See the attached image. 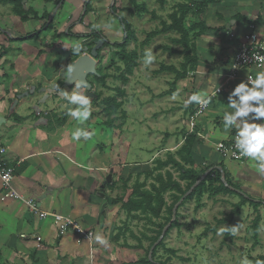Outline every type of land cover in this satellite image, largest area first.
Here are the masks:
<instances>
[{"label":"crops","instance_id":"obj_1","mask_svg":"<svg viewBox=\"0 0 264 264\" xmlns=\"http://www.w3.org/2000/svg\"><path fill=\"white\" fill-rule=\"evenodd\" d=\"M136 1L137 20L149 17L152 20H160V13L164 12L158 10L157 6L162 4V0H154L152 7L148 0ZM171 1L167 0L164 7L169 6ZM184 1L174 3L173 12L171 11L169 16L180 4L192 6V3L203 2ZM78 2L83 6V12L82 8H76L73 12V16L76 13V19L85 16L86 1ZM94 10L92 1V9L86 16L95 15ZM111 14L113 15V9ZM204 21L212 30L196 41V54L199 59L196 71L190 72L185 79L177 83L173 95H165L172 88L164 93L160 92L151 104L150 109L159 105L168 106L169 123L166 126L170 132L163 144L159 134L155 133L160 130L161 124L155 121L145 124L148 118L145 112L149 109L142 110L144 116H140L137 108H122L117 115L109 117L104 108H92L90 118L84 123H77L65 111L66 100L54 92L45 103H54V111H43L39 103L42 113L40 116L36 115L33 109L36 106L35 100L39 101L46 94L35 93L21 98L15 113L11 114L13 102L35 88L33 82L37 75L48 77L51 74L49 67L42 65L45 62L41 59L44 56L49 58L50 54L47 48L42 47L41 40L19 42V46L14 43L12 46V39L23 36L17 38L10 31L0 29L1 55L4 49L13 54L16 49L22 50L15 62L5 67L6 77L0 80V121L6 120L0 127V142L7 150L4 161L15 168L14 188L22 196L35 200L44 211L69 216L94 234V240L90 243L81 239L73 230L65 234L60 233L58 224L53 220H41L37 215L30 213L23 203L6 200L0 180V264H99L98 261L104 262L105 258H109L110 249H115L117 244L125 241L121 221L126 219L127 214L123 210V202L114 201H126L131 190H124V182L132 188L138 179L140 182L145 181L146 174L153 172L157 167V161H165L169 155L180 161L177 153L190 136L189 118L197 105L192 103L185 107L184 101L194 92H200L206 99L221 90L212 97L210 107L200 118L193 134L195 142L191 158L195 162V169L201 173L208 170L207 174L214 171L223 172L246 195L264 202V174L259 173L256 163L247 158L242 162L226 159L215 147L217 143L229 141L235 135L234 129L225 133L223 126V114L232 111L227 104L229 93L241 81H246L248 75L254 77L262 70L256 67L244 68L232 78L231 64L239 40L243 36L257 34L264 40V0L216 1L205 11ZM167 22L170 24L169 17ZM117 25L114 28L118 32L117 29L121 25ZM148 30V33L153 32ZM116 34L124 39V30L121 35ZM169 34L171 33L160 34L156 38ZM104 35L101 37L107 39L106 33ZM232 35H235V38H232ZM40 51L45 53L40 55ZM9 55L11 54L4 56L1 62L5 63L11 59ZM141 58L140 55L136 69L140 68L143 72L147 68L140 62ZM182 63L183 60L180 66ZM13 66L14 71L11 73ZM162 66H175L180 69L177 65ZM59 67L60 63L54 65L53 70ZM109 67H112L111 63L105 68ZM160 69L153 73L163 74L162 78L172 75L167 72L160 73ZM153 86L157 87L155 83ZM108 97L110 96L102 100ZM91 102L94 100H90ZM71 107L74 108V105ZM41 118L47 123L40 125L38 121ZM180 119L181 122H177ZM78 127L94 132V135L87 141H75L72 139V133ZM169 170L174 174V179L179 180V173L171 166ZM158 173L160 171H155L154 177ZM204 178L205 176L202 179ZM153 182L152 178L148 179V189ZM182 186L185 187L186 183L182 182ZM225 196L217 197L226 198ZM204 197L209 199V195ZM97 234L106 237L109 244L104 246L96 243Z\"/></svg>","mask_w":264,"mask_h":264},{"label":"rangeland","instance_id":"obj_2","mask_svg":"<svg viewBox=\"0 0 264 264\" xmlns=\"http://www.w3.org/2000/svg\"><path fill=\"white\" fill-rule=\"evenodd\" d=\"M24 1L26 12L33 10L37 14L38 20H35L34 14H31L28 22H22L21 17L16 14L14 6L5 2V0H0V29L10 31L14 37L18 38L19 36L24 37L28 34L35 33L42 29L46 23H49L50 29L45 31L39 40L43 43L42 47L47 48L48 54H50L49 58L44 56L41 57V59L45 62L42 63V65L49 67L51 74H49L48 77L37 75L33 84L36 89L35 93L38 94L45 95L48 93L49 89H53L52 91L56 92L54 90V86L56 85H59V88L69 95L74 91L75 87L68 88L63 86L64 81H66L68 75L71 73L68 72V68L71 67L72 69L71 62L77 61L84 55H88L89 50L95 47L92 46L91 43L93 39H90V42L89 38L80 40L77 36H87L97 31L101 36H105L104 34L106 33L109 41L119 43L117 41L123 40V36H118L116 34L118 33L121 35L123 33L119 18L126 20L132 25L138 42H131L127 49L129 51L137 49L141 57H143L145 49H152L155 55L153 64L147 66V70L143 72L140 71V68L135 69L136 71H134V74L128 77L129 84L124 86L120 80L114 77L120 75L115 67L105 68L110 65L113 59H117L116 49L113 47L106 48L100 57L101 59L99 58L97 70L101 68L100 70L103 74H108V79L106 80L107 86L96 85L93 76L91 75L89 77V82L93 84V92L100 96L97 102L95 100L91 102V106L92 108L102 110L104 108V106L101 105L103 98L107 96H116V88L124 89L126 96L122 98L124 103L122 108L126 110H130L132 107L137 108L140 116H144L142 110L149 109V112H145V115L148 116L145 120V124H149L153 121L161 124V126H159L160 130L155 133L159 134L163 144L167 134L170 132L166 126L169 123L168 106L159 105L154 107V109L150 108H152L151 104L154 103L156 95L160 92L164 93L172 88L171 83L173 82L172 80H175V75L172 74L162 78L161 76L163 74L156 75L153 71L159 70L162 65L180 66L183 56L170 57V55H167L161 50V47L166 45H170L174 48H181L171 42V39L179 38V35L171 33L166 36H161L160 38H154L150 42V46H146L144 49H142L141 45L146 40L147 35L150 34L148 33V29L157 31L162 28V20L167 22L169 14L172 13L174 9L172 8L173 4H179L178 1H185L172 0L167 7H164V4H158V10H163L164 12L160 13L162 14L160 15L161 17L159 16L160 20H152L150 17L137 20V9L130 0H93L96 14L84 16L82 18L80 16L77 17V19L75 17L76 13L73 16V12L76 8L78 10L82 8L83 12V6L79 5L78 0H65L66 4L59 12L57 9L58 5L55 3L47 5L43 0ZM85 1L87 0H82L83 3H85ZM164 1L166 2L167 0ZM153 2L154 0H148L150 7H152ZM77 5H79V7H77ZM113 7L119 15L116 16L111 14ZM162 7L164 8L162 9ZM53 11L54 13H52V15L51 12ZM45 13L47 17L43 18ZM142 17L143 16H141V18ZM116 24L121 25L117 29L118 32L114 28ZM120 31L121 33H119ZM8 42L9 41H7V43ZM14 43H17L18 46L20 45L17 41H13L11 45L14 46ZM77 43L82 46L79 55H72L71 58H68L69 60L66 61H63V56L54 50L59 48L67 52H73L75 51L74 45ZM30 50L32 51V48ZM14 51L16 52L15 54L3 50L2 56L0 54L1 81L6 77L4 73L5 67H9L10 63L15 62L22 50L16 49ZM8 54H11L9 55L11 59L2 63L1 61L4 60V56H8ZM140 62H143L142 58ZM59 63V69L53 70L54 65L56 66V64ZM12 71H14V66L11 68V73H13ZM141 73L146 75L143 76ZM39 80H42V82L40 83ZM154 83L157 87L153 86ZM79 91L83 92V89H79ZM142 93L145 95H141ZM42 99L39 101L36 99L35 104L39 105ZM45 103L41 104L43 111L45 109L55 110L54 103ZM74 107L76 106L74 105ZM65 111L67 112V107H65ZM177 122H181V119ZM225 197L226 198L209 197V199L204 197L201 202L194 199L187 204L185 203L184 206L178 209V223L180 226L175 227L168 233L165 230L162 238L156 243V246H158L163 242V246L158 249L155 261L164 264H241L243 258L247 257L249 264H253L251 262L252 259H257L259 256L264 255V207L260 208L259 211L261 214V228L257 238L253 230L257 212L250 205H246L242 209L241 214L234 217L230 225V232H228L229 224H220L219 222L231 214L234 205L240 202V197ZM166 199L168 203H172L169 194L166 195ZM121 222L123 224L122 234L123 238L125 237V241L121 244H117L116 248L114 247L115 249H110V257L107 259L105 258L104 262L98 261L99 264H138L140 261H146L150 258L151 242L145 239L144 235L148 237L156 236L154 232L158 230V227L145 220H135L128 216ZM164 222V220L156 221L157 224ZM233 228L236 229L235 234H233ZM124 229L125 231H123ZM131 232L142 240V247H140L139 241L132 238ZM171 251H174L175 254ZM91 263L93 264V262Z\"/></svg>","mask_w":264,"mask_h":264},{"label":"trees","instance_id":"obj_3","mask_svg":"<svg viewBox=\"0 0 264 264\" xmlns=\"http://www.w3.org/2000/svg\"><path fill=\"white\" fill-rule=\"evenodd\" d=\"M43 1L46 4L55 3L58 5V12L61 11L65 6V0ZM92 1L93 0H87L85 3V16L92 9ZM130 1L137 9L138 6L136 0ZM216 1L221 0H203L201 3H192V6L185 3L178 5L174 13L169 16L170 24H168V22H163L162 29L148 34L146 40L142 43L141 47L144 48L149 46L152 39L156 38L160 34L176 33L179 35V38L171 39V42L174 45L180 46V50L170 45H166L161 48L165 53H169L171 56H183V63L181 64L180 69L175 66H162L160 69V73L167 72L175 75V81L172 83V89L165 95H173L176 91L177 83L185 79L190 72L196 71L199 61L196 54V41L208 31L212 30V28L204 21V13L209 8V6ZM5 2L14 6L15 12L21 17L22 22H28L30 20L29 16L31 14H34L35 20H38V16L33 10L26 12L24 8V0H5ZM164 3L165 1L162 0V4ZM52 13H54V11L51 12V14ZM113 14L117 16V12L114 7ZM45 17H47L46 13L44 14L43 18ZM119 20L122 24L125 35L122 43H111L105 37H101V34L94 32L87 36L77 37L79 39H93L91 42L92 46L97 45L99 41H105L101 52L106 48H115L117 59H113L111 64L112 67L116 68V71H118L120 75L114 77L117 80H120L124 86H126L129 83L128 77L134 74L135 69L139 65L140 55L137 49L133 51H129L127 49L131 42H138L132 25L122 18H119ZM48 24L49 23H46L42 29L35 33L28 34L27 36L16 40L12 39L11 41L25 42L39 40L43 33L50 29ZM4 51L7 52L6 49H4ZM44 53V51H40V55H43ZM71 54L73 56L79 55V53L76 51L71 52ZM75 62L76 60L71 62L72 66ZM97 72V75H95L96 83L102 84L105 87L108 74H103V72L99 69ZM115 92L117 93L116 96L108 97L102 100L105 113L109 117L117 115L124 105L123 101H119V99L124 98L126 96V92L119 88H116ZM99 99L100 96L98 95V98L95 99V101L97 102ZM194 136L195 135L188 136L185 141V145L178 151L177 156L179 157L180 161H178L173 155H169L165 161H157V167L153 172L146 174L145 181L140 182L138 179L132 188H129L128 183L124 182V190H131V194L126 201L124 199L114 201V203H119V201L123 202V210L126 212L129 218L135 220H145L148 223L158 227V230L154 232L156 236L148 237L144 235L145 239L151 242V256L148 258V260L140 261L138 264H164L157 263L155 261L158 249L163 246V242L158 246H156V243H158L162 238L165 230L168 233L175 227L180 226L178 223V209L193 199L201 202L205 195H209L210 198L217 197L219 195L240 197V202L234 205V209L231 214L224 220H220L219 223L229 224L228 232H230V225L234 217L239 216L242 209L246 205H250L257 212V217L255 218L253 224L255 237L257 238L259 234L261 228V214L259 211L260 208L264 207V202L261 200H255L246 195L241 190V188L234 185L230 177L223 172L214 171L207 174L208 170H205L202 173L196 170L195 162L191 158V153L195 142ZM170 166L179 173V180L174 179V174L169 170ZM165 169L167 170L163 173L162 171ZM155 171H160V173L154 177ZM204 176L205 178L202 179ZM149 178H152L154 182L148 189L147 181ZM182 182L186 183L185 187L182 186ZM167 194H169L172 199L171 204H169L166 199ZM157 220H164L165 222L157 224ZM131 236L132 238L139 241V245L142 247V240L136 237L133 232H131ZM171 252L175 254L174 251ZM257 261L261 262V264H264V255L259 256L257 259L251 260L253 264H257Z\"/></svg>","mask_w":264,"mask_h":264},{"label":"clouds","instance_id":"obj_4","mask_svg":"<svg viewBox=\"0 0 264 264\" xmlns=\"http://www.w3.org/2000/svg\"><path fill=\"white\" fill-rule=\"evenodd\" d=\"M81 47V44L77 43L74 45V50L79 53ZM142 60L145 67L153 64L155 55L152 49H145ZM260 67L262 70L258 71L254 77L248 75L246 81H241L229 93L227 104L232 111H226L223 114V126L225 133L235 130L233 146L238 154L237 158L243 157L254 161L259 173L264 174V64ZM68 72H71V67L68 68ZM81 86L82 82H76L71 95L60 89L59 85L54 86L57 94L67 101L68 115L77 123L86 122L92 112L89 96L79 91ZM83 87L87 88L88 85L84 84ZM209 102L200 92H194L184 101V106L187 107L192 103L207 105ZM72 105L76 107L73 108ZM93 135L94 132L78 127L72 133V139L87 141ZM7 178L6 173L4 179ZM235 232L236 229L233 228V234ZM95 241L104 246L109 244L108 239L100 234L95 236ZM241 264H249L247 257L243 258ZM257 264L261 262L257 261Z\"/></svg>","mask_w":264,"mask_h":264},{"label":"built area","instance_id":"obj_5","mask_svg":"<svg viewBox=\"0 0 264 264\" xmlns=\"http://www.w3.org/2000/svg\"><path fill=\"white\" fill-rule=\"evenodd\" d=\"M235 38V35L231 36ZM264 64V40L257 34H247L239 40L238 48L235 57L231 64L232 78H235L238 73L248 67L261 68ZM221 90H217L212 96L207 97L210 102L207 105L197 104L194 113L189 118V134L193 135L197 124L211 105L212 97L219 94ZM235 136V135H234ZM234 136L226 142H219L216 144V150L226 159L242 162L246 158H237L236 149L233 146ZM7 153L6 148L0 142V180L3 183L4 198L6 200H13L23 203L30 213L37 215L41 220H53L58 224L60 233L65 234L69 230H73L83 240L92 243L94 234L89 230L84 229L81 224L69 216L64 214L44 211L41 206L33 199L26 198L16 191L14 188L15 168L11 167L4 161ZM8 178L4 179L5 174Z\"/></svg>","mask_w":264,"mask_h":264},{"label":"water","instance_id":"obj_6","mask_svg":"<svg viewBox=\"0 0 264 264\" xmlns=\"http://www.w3.org/2000/svg\"><path fill=\"white\" fill-rule=\"evenodd\" d=\"M105 44V41H100L98 44L92 49L91 55H84L80 57L72 66L71 73L68 75L64 87L72 88L75 87L76 82H82L81 88H84L87 90V95L90 98H97V95L93 93L92 89L93 86L87 81L88 75H97V66L98 62L96 61V58L99 57V51L103 48ZM57 52H59L63 56V61L69 60L68 58H71L72 54L71 52L64 51L62 49H54ZM84 84H87L88 87H83ZM35 88H33L31 91L27 92L24 96H19L12 104L10 113L14 114L16 108L19 105L20 99L23 97H28L30 95L35 94ZM54 94V92L51 90H48V93L44 96V98L40 101V105L47 102L48 99L51 97V95ZM60 97V96H59ZM61 98V97H60ZM62 99V98H61ZM34 111L36 115L40 116L42 113V110L40 109L39 105L34 106ZM67 112H68V106H67ZM6 120L3 119L0 121V127ZM38 123L41 125L42 123H47L45 119H40Z\"/></svg>","mask_w":264,"mask_h":264},{"label":"flooded vegetation","instance_id":"obj_7","mask_svg":"<svg viewBox=\"0 0 264 264\" xmlns=\"http://www.w3.org/2000/svg\"><path fill=\"white\" fill-rule=\"evenodd\" d=\"M96 46V45H95ZM94 48V47H93ZM92 48V49H93ZM92 49H90L89 50V52H88V55H91V51H92ZM103 52V51H102ZM102 52H101V50L99 51V57L96 59V61L98 62L99 61V58L101 57V54H102ZM98 67V66H97ZM91 75H88L87 76V81L89 82L90 81V77ZM93 76V78L95 79V76L94 75H92ZM90 83V82H89ZM94 83L97 85V83H96V81H94ZM90 84H92V83H90ZM64 86V85H63ZM92 86H93V84H92ZM95 86V85H94ZM74 88V87H73ZM80 89H83L84 90V93L87 95V90L86 89H84V88H80ZM94 89H92V91H93ZM94 93V92H93ZM94 94H96V93H94ZM97 95V98H98V94H96ZM90 98V97H89ZM97 98H90L91 100H95V99H97Z\"/></svg>","mask_w":264,"mask_h":264}]
</instances>
